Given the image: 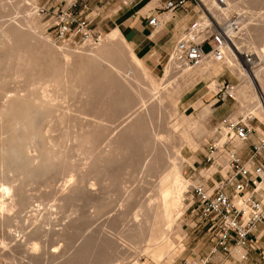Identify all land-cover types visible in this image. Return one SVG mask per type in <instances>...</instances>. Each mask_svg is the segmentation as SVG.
Masks as SVG:
<instances>
[{
    "label": "rangeland",
    "instance_id": "1",
    "mask_svg": "<svg viewBox=\"0 0 264 264\" xmlns=\"http://www.w3.org/2000/svg\"><path fill=\"white\" fill-rule=\"evenodd\" d=\"M90 1L92 6L90 16L97 15V17L90 24L92 31L89 43L95 46L117 28L111 22L114 15H122L123 12L133 13L146 7L152 0ZM130 1L132 3L136 1V6L130 5ZM165 1L160 3L159 0H155L149 7L151 11L149 10L150 13L147 16H160L159 12L164 11L162 6ZM189 1H191V7L196 16L198 6L194 0ZM240 1L243 4V9L240 10L243 32L236 38V46L239 47V52H248L251 55L253 64L246 66L238 54L234 51L233 54L236 62L249 72L264 67V58L259 57V54L264 51V0ZM231 2L234 4L236 0H231ZM64 4L65 0H0V25L20 24L25 34L30 36L33 31L30 33V26L25 21L31 16V12L35 11L34 17L40 27L33 32L32 37L36 35L35 38L40 39L37 49L39 52L48 53L55 65L58 64V71L54 73L56 76L54 81H48L47 71L44 72L43 78L47 79H44L45 83L43 82L39 92L42 100L55 108L54 117L42 127L44 128L43 134L50 136V143L54 141L56 150L62 151L57 154L55 166L49 173L27 184V193H29L28 196L30 195L28 207L19 212L16 206H11L13 209L10 208L9 214V211L6 213L11 219L0 220V264H59L69 259L88 241L91 245L101 242L105 244V253L101 262L93 264H205L203 260L209 255L212 257L211 251L214 249L215 239L208 229V224L199 217V209L196 205L190 206L191 199H188L192 185L207 178L216 180L218 176H213V174L217 170L223 174L227 171L225 152L218 154L217 160H219L220 167L207 157L209 146L217 136V127L221 121L232 117L239 108L235 98L242 84L239 72L229 73L225 63L221 62V69L210 70V74L207 73L204 78L196 80L198 83L194 82L187 88L184 87L178 99V113H175L173 104L165 98L163 89L177 81L181 82L183 80L181 74L187 67L169 61L179 35L171 39L170 26L165 24L161 29H156L163 33L159 49L149 48V53L148 49L144 53H137L132 43L128 42L133 53L146 67L147 76L139 75V71L129 68L139 77L136 75L137 79L131 80L132 86L126 90L125 94L123 93V102L121 101L120 104L125 110H117L115 108L117 105L111 98H105L101 106L94 102L91 104L88 100L94 90L88 70L78 68L79 71H69L70 69L63 64L60 55L63 52L70 55L71 52L80 51L78 47L83 45L87 38L79 34L72 38L60 37L56 27L51 25L54 23L53 10L56 6ZM121 5H124L123 9L117 13ZM42 7L45 8L44 11L40 10ZM145 7L141 10V14H146L149 9ZM169 13L172 14V12ZM256 27L257 31L254 30ZM249 36L251 43H245L244 39ZM121 39L122 42H126L123 37ZM30 42L33 43V40ZM123 45L124 48L118 46V49L119 52L125 53L126 46ZM204 47L207 49L208 45ZM74 56L76 59L80 57ZM129 70L124 72L128 81L132 76ZM67 76L69 81L65 78ZM22 78L18 80L19 82L16 81L18 78L14 82L3 79V83L6 89L23 87ZM150 80H153L160 88L163 87L156 95L147 92ZM63 82L64 85H62ZM211 82L214 86L209 88ZM222 84L229 86L227 89L220 90L219 86ZM62 86H66L68 91ZM94 88L96 90V84ZM139 95L143 97L145 103L147 102L146 108H142V104L138 102ZM158 97H163L160 104L157 102ZM130 105H134L133 108L126 111ZM93 106L96 108L93 109ZM205 106L210 107V115L205 117L203 124L211 132L200 134L199 148L195 152L186 145L181 148L179 141L181 131L189 129L192 133H197L200 129L198 117L202 107ZM133 112H140L143 115L141 131L157 133L156 143L152 144L155 149L147 151L142 158L129 161L126 167L118 170L119 189L113 186L112 179H103V175L96 170L95 160L99 150H108L110 138L115 136L120 125H123ZM239 117L241 115H237L234 119ZM249 117L255 133L248 140L251 141L245 144L247 158L251 153V143L264 141V123L252 115ZM238 141L233 139L231 145ZM232 149L235 148L232 147ZM176 155L182 161L181 167L180 170H171V174L176 177V180H182L181 194L185 197L182 206L179 196L168 184L165 188L163 185L155 187L154 195L161 205L166 206L163 208L164 213L158 212L162 221L154 238V246L159 244V240L163 238L168 241L170 239L169 242L172 243L168 251L157 259L142 249L145 243L143 238L142 240L131 239L126 231L134 221L135 215L133 214L138 211L152 192V185L156 179L158 180L159 172L164 170L162 175H165V168L175 163ZM154 159H157L163 167L157 172L149 173L145 164L155 162ZM256 159L264 160V149ZM74 184L84 186L85 189L70 197L65 196L64 194ZM1 194L2 192H0V201L4 198ZM259 196L263 200L260 190ZM179 211L181 214L173 222ZM252 239L254 243L244 248V256L236 257L234 252L217 251L212 262L214 264H262L264 262V234L260 239L256 235ZM35 243L38 247L33 252L32 245ZM52 250H56L54 254ZM80 260L79 264H90L89 258Z\"/></svg>",
    "mask_w": 264,
    "mask_h": 264
},
{
    "label": "bare ground",
    "instance_id": "2",
    "mask_svg": "<svg viewBox=\"0 0 264 264\" xmlns=\"http://www.w3.org/2000/svg\"><path fill=\"white\" fill-rule=\"evenodd\" d=\"M203 1L211 10L215 8L214 0ZM227 1L229 5L224 11L225 14L230 13V11L242 13L240 10L243 9V4L240 0H236L234 4H232L231 0ZM216 13L217 12H214L215 15H217ZM34 14L35 11L31 12V16L25 21L30 26V33L32 31L36 32L40 27L36 23ZM159 19L161 21L160 17ZM257 27L254 28L255 31L258 30ZM28 35L25 34L20 24L0 25V192H2L1 195L4 197L3 200L0 201L1 221H8L11 219V217L8 216L10 210L13 209L11 206H16L19 212L28 207V198L30 195L28 196L29 193H27V184L33 179L49 173L55 166L57 154L62 152L54 148V141L50 143V136H45V134H43L42 130L44 128L42 129V127L54 117L55 108L46 104L42 100L39 92L41 86L45 83L44 79L46 80L48 78V81H54L56 77L54 73L58 71V64L56 62L57 65H55L48 53L38 51L37 46L40 39L38 40L35 38L37 37L35 34L34 38ZM41 39L43 40L42 37ZM120 39V34L114 31L105 36L104 39L100 41L99 44H95V46L89 43L90 40L88 38L83 45L78 47L80 51L71 52L70 55L63 52L60 55L63 64L70 69L69 71H79L78 68L88 70V76H90L92 88L94 90L88 100L91 104L94 102L101 106V104H104L105 98H111L113 103L117 105L115 108L124 111L123 105L120 104L121 101L123 102L122 96L127 92L126 90L132 86L131 80L135 81L139 75L146 77L147 70L141 63V60L133 53L128 41L126 42L129 45L126 44V42H122V39ZM31 40H33V43L30 42ZM235 40L236 39H233L234 45L239 49V47L236 46L237 42ZM244 42L251 43V37L249 36L247 39H244ZM123 44L126 46L124 49L126 50L125 53L119 52L120 50L118 49V46H123L124 48ZM44 49L46 50V48ZM233 51L232 48L227 49L222 60L206 58L198 66L185 68L181 74L183 79L181 82L177 81L170 85V87L166 86L165 89H163L165 92L164 96L173 104L175 113H178V99L181 97L184 87L187 88L194 84V82H197L196 80L204 78L207 73L210 74V70L217 71L221 69L222 66L220 63L223 62L229 73L239 72V77L242 80V84L235 95L239 108L230 118L234 119L237 115L248 117L252 115L256 117L258 121L264 123V67L249 72L246 71L236 62ZM263 53L259 54L260 58H264ZM72 55H78L80 57L76 59L74 56L73 59ZM169 61L176 63L173 60V51ZM129 68L133 70L136 69L140 74L137 75L134 71L131 72ZM128 70L132 74V76L129 77L130 81H128L124 75V72ZM45 71H47V78H43L45 76ZM19 77H23L21 79L23 80L22 83L24 82L23 87L17 86L15 89H6L3 79L14 82L16 78H18L16 80L18 81L20 79ZM65 78L67 79L69 77L67 76ZM67 80L69 81V79ZM77 80L79 79L77 78ZM95 84L97 86L96 90L94 88ZM62 85H64V82ZM148 85L147 92L150 94L156 95L159 90L163 88H160L153 80H150ZM213 86L214 83L211 82L209 88ZM62 87L66 88V86ZM219 88L222 89L221 86H219ZM162 99L163 97H158L157 102L160 104ZM138 102L142 104V108H146L147 102L145 103L143 97L140 95L138 96ZM133 106H128L126 111L132 109ZM94 108H96V106H93V109ZM209 110V106H205L200 111L198 117L200 120L198 123L200 129L197 133L194 134L189 129L181 131L179 135L181 148L183 145H186L191 151L195 152L199 148L200 134L211 132L206 128L207 126L203 124ZM142 118V113L133 112L132 116H130L128 120H125V123H123V125L121 124L122 126L120 125L115 136L110 138L108 150L98 151L97 159L95 160L97 162V165H95L96 170L103 175V179H112L115 188L119 187L117 184V172L121 167H126L129 161L142 158L147 151L155 149L152 144L155 145L156 143L155 136L157 133L153 131L147 133L141 131ZM95 123L100 124V122L97 121H95ZM224 141L225 137L223 135V138L222 136L220 138V142L223 143ZM232 150L238 152L235 149ZM157 158L159 157L157 156ZM174 160V164L165 168V175H162L164 170L159 172L158 180L156 179V182L152 185V192H150L149 197L141 204L138 211L133 214V216L135 215V217H133L134 221L126 231L127 236L131 239L142 240L143 238L145 243L142 245V249L147 254L154 255L157 259L168 251L172 243L169 242L170 239L168 241V239L163 238L159 240V244L154 246V238L162 221L158 212H161V214L164 213L163 208L166 206L161 205V202L154 195L155 187L156 185H158V187L163 185V188H165L168 184V186L174 190L175 194L179 196L182 206L185 197L184 194V196L181 194L182 180H176V177L171 174L173 169L180 170L182 161L178 155L174 157ZM154 161L155 162L146 161L145 167L149 173L157 172L163 167V165L160 166L157 159H154ZM218 161L219 160H216L215 165L220 167ZM225 162L227 163V158ZM223 168L225 169V167ZM83 189H85L84 186L74 184L64 195L70 197ZM258 190L264 192V174L262 181L258 183ZM181 211L174 217L173 222L181 214ZM7 212L8 214H6ZM90 238H92V236H90ZM37 247L36 243L32 245L33 252ZM104 248L105 244L102 242L91 245L88 241L86 245L74 252L69 259L63 260L59 264H79L81 262L80 259L85 260L87 258L90 259V264L99 263L105 253ZM243 249V246H236L231 252H234L236 257H242ZM10 250H13V248H10ZM55 251L56 250H52V253L54 254ZM204 261L205 260H203V262Z\"/></svg>",
    "mask_w": 264,
    "mask_h": 264
},
{
    "label": "built area",
    "instance_id": "3",
    "mask_svg": "<svg viewBox=\"0 0 264 264\" xmlns=\"http://www.w3.org/2000/svg\"><path fill=\"white\" fill-rule=\"evenodd\" d=\"M187 1L166 0L162 9L173 12L184 7ZM194 1L198 6L197 14L175 41L173 60L179 66H198L206 58L222 60L225 51L232 48L243 64L251 66V55L239 52L233 41L243 32L241 13L230 11L225 14L229 5L227 0H214L215 8L212 10L203 0ZM88 4L89 0H65L64 5L55 7L52 15L54 23L51 25L56 27L60 37L72 38L78 34L87 39L91 37L90 24L94 19L86 12ZM40 10L44 11L45 8ZM159 17L151 15L148 24L153 28L164 25ZM205 45H208L207 49ZM228 86L222 84L221 88L227 89ZM216 133L207 158L215 163L218 154L225 152L228 170L225 174L217 170L213 174L218 176L216 180L207 178L192 185L188 199H191L190 206L196 205L199 209V217L208 224L215 239L211 254L215 251L231 253L236 246L250 247L254 243V230L264 220V203L258 195V183L264 174V160L256 159L264 149V141L251 143V153L244 160L241 153L232 150L231 141L235 138L248 141L255 133L250 117L226 118L221 121ZM223 135L225 141L221 143ZM204 263L214 264L210 255Z\"/></svg>",
    "mask_w": 264,
    "mask_h": 264
},
{
    "label": "crops",
    "instance_id": "4",
    "mask_svg": "<svg viewBox=\"0 0 264 264\" xmlns=\"http://www.w3.org/2000/svg\"><path fill=\"white\" fill-rule=\"evenodd\" d=\"M163 1L164 0H159L160 3ZM154 2L155 0H152L146 7L144 6L145 9L149 8ZM129 4L132 6H136L137 2L134 1V3H132V1H130ZM88 5L89 6L86 12H88V15H90L92 12L90 11L92 8L90 0H89ZM123 6L124 5H121L118 8L117 13L123 9ZM144 7H142L140 10L135 11L133 13L123 12L122 15H118V16L114 15V18L111 19V22L114 23L117 27L111 32L117 31L120 34V37H123L126 41L132 43L137 53H144V51H146L147 49L149 53L150 52L149 48L159 49L160 48L159 42L163 38V33L161 31L160 32L156 31V29L158 28H153L152 26L148 24V18L150 16L148 17L147 14L150 13L151 9L149 8L146 14L140 13ZM159 13H160L162 24L164 25L168 24L170 26L169 31L171 33L170 35L171 39H174L175 37H177V35H180L183 29L195 17L194 9L191 7V1H187L184 7L178 8L177 10L174 11V13L172 12V14L166 10H164L163 12H159ZM165 14H169V15L165 16ZM96 17L97 15L93 16V19H95ZM164 25H162L160 29ZM207 115H210V110L207 113ZM250 141H238V143L235 142L231 145L233 148H235L238 151V153L242 154V158L244 160L247 158V148L245 147V144H247ZM247 164L251 165V163L249 162ZM260 192L263 196L262 202L264 203V192L262 191ZM258 195H259V190H258ZM263 234H264V222L262 224L261 223L258 224L257 228L254 230V235H256L258 239H260ZM216 253L217 251L212 253L211 260H213V257L215 256ZM245 253H246V249H245ZM242 256H244V249H243Z\"/></svg>",
    "mask_w": 264,
    "mask_h": 264
}]
</instances>
